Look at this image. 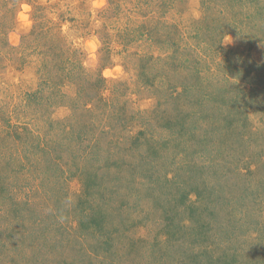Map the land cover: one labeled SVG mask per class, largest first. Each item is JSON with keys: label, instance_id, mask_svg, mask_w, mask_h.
<instances>
[{"label": "trees", "instance_id": "obj_1", "mask_svg": "<svg viewBox=\"0 0 264 264\" xmlns=\"http://www.w3.org/2000/svg\"><path fill=\"white\" fill-rule=\"evenodd\" d=\"M9 1L18 7V4L31 3L32 0H0L1 57L14 54L16 50L8 38V32L11 31L16 19L14 9L10 7ZM143 1L149 6L153 5L152 14L157 16L159 13L161 17H164L163 23L170 26L166 14L177 8L178 0ZM239 1H249L252 4L250 7H254V13L257 16L261 11L264 12V0H228L227 5L221 8L223 10H218L226 13L232 8V5ZM32 5L34 6V26L23 37L26 45H29V48L33 50V52L30 51V54L28 53L26 61L30 58L33 59L35 55L39 56L35 59L39 60L37 63L41 74L39 87L35 90L21 92L19 94L21 101H16V96H11L14 100L0 102V212H3L1 230L2 233H5L11 227V234L17 232L16 237H20L13 241L10 235L0 240V251L4 246L7 248L0 256L1 262L4 260L15 262L19 257L16 249L22 244L19 240H24L31 234H37L41 219L29 222L26 220V215L24 217L23 214L19 217L14 216L12 222H14L13 220L15 222L22 220V224L18 222L19 228L16 229L13 225L10 226V215H8L12 209L21 210L22 207L34 203L54 205L56 202L59 204L63 202L81 206V209L77 206L80 216L81 212L83 215L76 229L80 233L85 232V234H82L79 239L84 240L86 233L97 237L95 243H88L91 253H97V248L101 247L104 252H107L108 249L111 250L107 246L111 242L105 236H108L109 227H116L119 223L117 213L122 210L117 204L121 201L118 196L121 187L124 188L123 180L126 177L129 180H127L128 185L133 184L136 180L147 185V192H149L146 195L147 205L157 208V212H161L162 221L167 224L164 228L166 240L162 241L167 245L168 242H171L172 245L178 246L179 242L181 244L180 239L183 236H195L193 245L191 243L192 247L202 244L204 241L202 231L212 227L211 222L204 217V214H211L210 218H212L211 212L215 208L212 206L219 200L230 207L234 203L243 206L247 204L248 218L259 219L258 211L261 207L264 209V131L258 136L259 145L253 146V150L249 151L247 155L248 165L244 167L247 172H234L233 153L230 148L233 135L227 134V126H231L228 117V114L231 113L228 108H233L240 99H236L233 93H228L231 73L225 72H231V70L222 61L216 62L217 71L209 70L206 66L201 67L199 81L193 82L194 84L192 82L190 84L183 83L181 79L167 83L165 92L173 95L172 105L169 109L176 107L180 110L182 107L186 111L176 121L166 120L168 123L162 127V137H158L154 128L150 126L151 114L144 118L141 116L142 114L138 115L131 110L127 112L128 110L125 109L127 104L123 102L124 94L121 92L124 89L123 80H108L100 72L101 68L94 71L84 65L82 49L73 45L62 30L61 23L71 19L63 15L64 17L60 16L61 19L45 21L43 19L44 7L38 3H32ZM238 10L244 11L243 9ZM140 13L143 15L142 11ZM215 15L214 22L216 21L218 30L222 26L220 31H226L230 26L229 23H226L228 21L226 17L217 19V12ZM234 18L232 24L235 26L240 23V18L236 15ZM142 20L140 25L139 21L136 19L134 21V27L137 25L139 27V34L134 28L127 30L129 23H126L125 28L121 29V17L112 26H107L104 29L103 37H101L104 43L101 51H114L112 43L118 41L121 44L119 51L124 53V57L133 60L138 57L142 61L150 51L147 47L149 43L144 39L146 31H142L146 22ZM257 23L252 26L255 25L259 28L260 24ZM107 30L111 32L105 34ZM168 34V32L165 34V38ZM163 36L164 34L159 38H163ZM28 37L32 39L30 40ZM165 38L162 42L169 41ZM139 39L143 40L138 42ZM30 41L33 47H31ZM169 42L172 44V41ZM137 44H141V51H137L139 48L136 47ZM145 49L147 50L144 51ZM31 54L32 57H30ZM164 54L167 58L169 53ZM106 55L107 53H104L103 57L111 56L110 53L108 56ZM242 55V51L239 50L232 58L237 57L240 60L243 58ZM149 58L154 59V53H150ZM151 62L141 66V76L145 77L146 74H151L149 68ZM184 63H188L186 67L188 74H196L190 57ZM204 70H206L205 75H203ZM66 87L73 89L72 95L65 91ZM180 87L182 91H179ZM191 88H194L196 95L191 96V93H187ZM195 88L204 92L213 88V92L216 90L221 92L212 93L217 106L213 107L215 110L213 116L215 113H220V115L217 120L218 127L212 131V142L207 145V137H199L194 142L185 138L187 134L185 129L187 119L185 118L189 111L192 116L197 115L198 112L193 110L195 104L206 103L209 99V102L211 101L209 93H201L199 89ZM177 91L178 93L172 94ZM187 98H189V102L191 101L188 109ZM252 100L255 102L254 105H258L259 102H264V94L263 96L253 95ZM242 102L243 106L247 104L244 100ZM62 106L67 107L70 111L64 117H56L54 109ZM162 150L174 153V157L173 159L167 157L164 161L166 165L157 167L149 159V156H157ZM215 166H218L221 171L220 175L215 171L217 174V177L214 176L215 185L205 183L203 187L205 191L194 186L190 187V180L186 179L190 171L192 179H197L198 171H207L209 168L213 170ZM161 168H164L162 174ZM242 175L241 182L238 178ZM76 178L81 185L80 193H67V187L65 189L64 187ZM198 179L201 180L199 177ZM233 179H237L239 190L243 192L237 199L232 196L233 192L225 191V189L229 190V185L231 187L234 185L231 183ZM202 183L204 182L202 181ZM203 192L214 199L209 200L213 204L201 200L202 197L205 198ZM193 193L197 196V201H191ZM123 197H128L130 201L135 202V198L129 192L124 191ZM123 200L125 199H122V202H124ZM111 201L112 203H110ZM258 204L261 206L257 207ZM28 216L30 218L32 215ZM229 218L232 217L229 216ZM232 221L235 220L232 218ZM249 221L252 226L253 221L251 219ZM127 224L123 223V225ZM222 228V231H225V241L221 242L228 246L233 241L232 230L234 229H231L230 223ZM244 228H249V233L255 235L259 232L264 234V222H261L259 228L255 226H244ZM76 229L68 227L66 231L72 233V236ZM241 236L243 240L244 237ZM127 237L124 247L130 248V254L132 251V255L135 253L132 257L134 258L141 249V247L138 248L141 240L130 235ZM156 243L161 246V241ZM152 245L155 247L154 244ZM240 246L243 247L244 244ZM94 248L97 252L94 251ZM161 251L164 252L163 249ZM192 252L197 254L194 248ZM241 252L238 247L232 250L231 263L228 264H244L243 260L240 261ZM182 253L180 255L184 257L173 262L170 253L164 252L163 255H158L156 263L188 264L190 255ZM104 254H99L102 260L106 257ZM117 255L124 257L125 252L120 250ZM176 256L174 255V257ZM21 258L26 259L23 256ZM212 260L220 261L223 258L212 257ZM36 261L41 264H49L47 258L44 261L37 257ZM67 264L72 263L69 261ZM98 264L101 263L98 262ZM109 264H113L112 261H109ZM114 264L118 263L114 262ZM148 264L155 263L149 260Z\"/></svg>", "mask_w": 264, "mask_h": 264}, {"label": "rangeland", "instance_id": "obj_2", "mask_svg": "<svg viewBox=\"0 0 264 264\" xmlns=\"http://www.w3.org/2000/svg\"><path fill=\"white\" fill-rule=\"evenodd\" d=\"M227 1L178 0L177 8L166 14L170 26L163 23L164 17H161L159 13L157 16L153 15V5L149 6L143 0H32L31 3L22 2L18 4V7H15V4L9 1L10 7L14 9L16 19L11 31L8 32V38L11 45L16 47V50L14 54L7 55L8 58L0 56V102L14 100L11 96H16L15 100L21 101L19 95L21 92L35 90L39 87L41 79L37 63L39 60H35L39 56L35 55L33 59L30 58L26 61L28 53L30 54V51L33 52V50L29 48V45H26L23 37L34 26V6L32 3H38L44 7L43 19L45 21L58 20L63 15L71 19L61 23L62 30L73 45L82 49L84 65L89 70L94 71L101 68L100 72L108 80H123L124 89L121 92L124 94L123 102L127 104L125 109L128 110L127 112L131 110L138 115L142 114L141 116L144 118L149 117L151 114L150 126L154 128L158 137H162V127L168 123L166 120L176 121L186 111L182 107L180 110L183 111L176 109V107L169 109L172 105L173 95L165 92L167 83L177 81L176 79H181L186 84L198 82L200 69L206 66L209 70L217 71L218 65L216 66V62L220 63L222 61L231 70V72H225L231 73L228 93H233L236 99H240L233 108H228L231 113L228 114L231 126H227V134L233 135L232 145L230 146L233 153L232 166L236 168H234V172L246 173L244 167L248 165L247 155L249 151L253 150V146L259 145L258 136L264 131V102L254 105L255 102L252 100L253 95L263 96L264 94V12L261 11L257 16L254 13V7H250L252 4L249 1H239L235 4L236 6L232 5V8L225 13L221 11L223 10L221 8L227 5ZM97 2H99V7L96 6ZM215 9L217 10L215 11ZM238 9L244 11L240 12ZM140 11L143 12V15ZM214 12H217V19L219 17L225 19L226 17V20H228L226 23H229L230 26L226 31H220L222 26L218 30L216 21L214 22L216 16ZM21 13L26 16V22L21 21ZM235 15L239 16L240 23L234 26L232 22ZM120 17L122 18L121 29L125 28L126 23H129L127 30L134 28L138 34L140 30L138 25L134 27L135 19L139 21L138 24L142 19L146 22L142 31H146L144 39L145 42L149 43L147 47L150 51L147 52L142 61L138 57H136V60L124 57V53L119 51L121 44L118 41L112 43L109 40L115 48L114 51H101L104 46L101 38L104 35V29L107 26H112ZM257 22L260 24L259 28L255 25L252 26ZM107 32L111 31L107 30L105 34ZM167 32L169 34L165 38ZM163 34V38H159ZM164 38L172 41L173 45L169 41L162 42ZM142 40L139 39L138 42ZM31 47H33L32 42ZM136 47L139 48L135 50H142L141 44H137ZM239 50L242 51L243 58L240 60L237 57H235L236 59L232 58ZM104 53H107L106 56L110 53L111 56L103 57ZM150 53H154V59L152 60L149 58ZM164 53H169L167 58ZM30 57H32V54ZM188 57L192 60L196 74H188L186 70L188 63H184V61ZM150 61H152L149 67L151 74H146L145 77L141 76V66L148 65L147 62ZM205 74L206 70L203 71V75ZM195 89L198 90L199 88ZM65 91L71 95L74 92L73 89L67 87ZM179 91H182L181 87ZM199 91L209 93L211 101L209 102V99L206 103L195 104L193 110L198 112L197 115L192 116L191 111H189L185 118L187 119L185 122L187 124L185 138L194 142L199 137H207V145L212 142V131L218 127L217 120L220 115V113H215L213 116L215 112L213 107L216 104L212 93L221 92H217V90L213 92V88L205 92L200 89ZM173 93H178V91ZM187 93H191V96L196 95L194 88H191L190 92ZM185 97H187V94H185ZM174 100L176 101L175 98ZM242 100L247 102L245 106H243ZM186 101L188 109L191 101L189 102V98ZM54 111L56 117H64L70 110L62 106L56 107ZM204 117L205 119H203ZM158 131L159 134H157ZM167 157L173 159L174 153H167L162 150L157 156L150 155L149 159L157 167H161L166 165L164 161ZM215 171L220 175L221 171L218 166H215L213 170L209 168L207 171H198L200 181L198 177V180L192 179L190 171L186 179L190 180V187L194 186L201 191H205L203 189L205 183L216 184L214 176L217 177V174ZM163 172L164 168H161V174ZM240 177H243V175L238 178L241 181ZM126 178L123 180L124 188L121 187L118 196L121 201L117 204L122 210L117 213L119 223L116 227H109L108 236H105L111 242L107 245L111 250L108 249L107 252H104L101 247L97 248V252L94 248L97 253H91L89 252L91 249L88 243H95L97 237L95 238L92 234L86 233L84 240L79 239L82 234H85V232L80 233L76 229L83 215L81 212L80 216L79 208L81 209V206L77 205L78 208L76 204L69 205L63 202L60 204L56 202L54 205L34 203L22 207L21 210L12 209L8 215H10V226L13 225L16 229L19 228L18 222L22 224V220L16 222L13 220L14 222H12L14 216L19 217L23 214L24 217L26 215V220H29V222L41 219L37 234H31V236L23 238L24 240H19L22 244L16 249L19 257L15 262L4 260L3 262L0 261V264H41V262L36 261L37 257L44 261L47 258L49 264H67L69 261L72 264H98V262L109 264V261H112L113 264L114 262L118 264H148L149 260L157 264L158 255H163L164 252L170 253L173 262H177L182 257L180 254L183 251L182 254L190 255L188 264H228L231 263L230 254L232 250L237 247L242 251L240 261L243 260L244 264H264V234L259 232L255 235L249 233V228H244V226L259 228L261 222H264V209L262 207L258 211L259 219L256 220L255 218H248L246 214L248 213V210H246L247 204L243 206L234 203L230 207L216 197L219 201L212 206L215 207L211 212L213 217L210 218L211 214H204V217L211 222L212 227L209 230L204 229L202 231L204 240L202 244L192 247L195 236H183L180 239L181 244L179 242L178 246L172 245L171 242H168L167 245V243H162L163 240H166L164 228L167 224L162 221L161 212H157V208H151L147 205L146 195L149 193L147 192V185L137 180L128 185L129 180ZM231 183L234 185L232 187L229 185V190L225 189V191H228V193L233 192L232 196L236 199L240 198V193L243 192L239 190L237 179H233ZM65 188L67 193H80L81 185L76 178L69 182ZM124 191L129 192L135 198V202L142 205L130 201L128 197H123ZM203 195H205V198L202 197L201 200L213 204L209 202V200H214L210 198L209 194L206 195L203 192ZM122 199H125L124 202H122ZM197 200V196L194 193L191 194V201ZM259 205L261 206V204H258L257 207ZM28 215L32 216L29 218ZM229 216L235 221H232ZM2 219L3 212H0V240L10 235L13 241L19 239V236L16 237L17 232L11 234V227L8 231L2 233ZM250 219L253 221L252 226H250ZM123 223L128 224L123 225ZM228 223H230L231 229L234 230H232L233 241L226 246L221 242L222 240L225 241V231H222V227ZM68 227L76 229L75 233L73 232L74 235L71 236L72 233L66 231ZM128 235L141 240L138 244V248L141 247V249H138V255L134 258L132 257L135 253L132 255V251L130 254V248L124 247V241L125 238H128ZM241 235L244 237L243 240ZM196 237L199 240L198 235ZM157 241H161V246H158ZM239 243L240 245L244 244V246L241 247ZM193 248L197 254H193ZM6 249V246L1 248L0 256ZM120 250L125 252L124 257L117 255ZM99 254H104L106 257L102 260ZM174 255L177 256L174 257ZM21 256L26 259H22ZM96 256L100 258L98 259ZM151 256L152 258H150ZM212 257L215 259L223 258V260L213 261Z\"/></svg>", "mask_w": 264, "mask_h": 264}, {"label": "clouds", "instance_id": "obj_3", "mask_svg": "<svg viewBox=\"0 0 264 264\" xmlns=\"http://www.w3.org/2000/svg\"><path fill=\"white\" fill-rule=\"evenodd\" d=\"M97 7H99L100 5H99V2H97V5H96ZM21 21L22 22H26V16L23 14V13H21Z\"/></svg>", "mask_w": 264, "mask_h": 264}]
</instances>
